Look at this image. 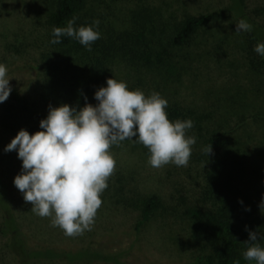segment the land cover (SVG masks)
I'll list each match as a JSON object with an SVG mask.
<instances>
[{
    "label": "rangeland",
    "instance_id": "1",
    "mask_svg": "<svg viewBox=\"0 0 264 264\" xmlns=\"http://www.w3.org/2000/svg\"><path fill=\"white\" fill-rule=\"evenodd\" d=\"M56 0H0V64L8 69L9 86L27 98L33 107H43L47 75L42 55L48 50L46 22ZM247 14L264 28V0H243ZM228 0H87L101 27L119 31L131 28L133 11L146 5L156 11L170 28L186 15H197L224 8ZM239 21L230 14L221 16L199 31L193 43L174 51L176 74L163 68L138 69L116 60L108 72L128 87L150 95L153 91L195 114L206 115L202 135L221 133L238 139L247 168V190L264 202V69L253 70L245 32H236ZM162 28V25H159ZM167 105V106H168ZM18 109L9 95L0 103V178L5 186L4 199L21 227L31 248L56 247L71 251L86 249L99 255L114 256L121 264H188L199 253L191 240L188 208L208 207L203 198L207 164L198 159L200 136H194L186 167L167 164L153 168L149 153L125 140L113 145L114 174L101 195L102 206L91 231L68 237L50 218L31 211L23 194L15 187L14 177L22 171L17 152L5 151L15 134L5 126L9 110ZM156 195L160 207L139 228L140 201ZM264 208V207H263ZM0 264H16L8 238L1 232ZM33 264H80L63 260L37 261ZM90 264H114L96 258Z\"/></svg>",
    "mask_w": 264,
    "mask_h": 264
},
{
    "label": "trees",
    "instance_id": "2",
    "mask_svg": "<svg viewBox=\"0 0 264 264\" xmlns=\"http://www.w3.org/2000/svg\"><path fill=\"white\" fill-rule=\"evenodd\" d=\"M226 14L238 21L244 19L252 26L251 32H245L250 50L249 64L253 70L264 69V56L254 51L258 43H264V28L247 14L243 0H228L224 8L186 15L171 28L156 11L143 5L133 11L131 28L117 31L112 26L101 27L99 24L94 27L101 38L91 45V51L68 36L60 37L59 44L50 42L55 39L53 27H66L73 17H76L74 27L92 26L96 20L87 0H56L46 22L48 50L43 53L42 62L48 79L44 85L43 107L41 110L33 107L27 98L11 90L10 95L18 109L9 110L5 126L15 135L21 129L33 134L42 130L39 123L47 117L49 106L67 104L77 110L85 102L95 106L98 103L94 98L95 92L107 86V79L118 80L107 70L116 60L138 69L163 68L167 74L175 75L174 51L189 46L199 31ZM159 25H162L161 29ZM128 88L137 89L135 86ZM166 112L171 121H193L194 126L187 132L200 136L202 149L198 159L207 164L203 198L209 203L208 207L195 206L186 210L191 222V240L199 247L197 257L188 264H236L237 261L239 264H256L244 259L243 253L249 246L244 241L248 240L249 232H257V241L249 243H258L264 248V208L259 195L248 193L247 168L238 139L221 133L202 135L206 115L195 114L175 104L168 105ZM131 140L133 147L149 153L137 138ZM208 145L212 151L206 155ZM257 177L264 179V171ZM4 194L5 186L0 178L1 232L7 235V246L16 264L53 260L90 264L96 258L121 264L114 256L99 255L86 249L31 248L8 203L3 201ZM139 205L141 212L136 228L150 218L161 201L156 195H151L142 199Z\"/></svg>",
    "mask_w": 264,
    "mask_h": 264
},
{
    "label": "clouds",
    "instance_id": "3",
    "mask_svg": "<svg viewBox=\"0 0 264 264\" xmlns=\"http://www.w3.org/2000/svg\"><path fill=\"white\" fill-rule=\"evenodd\" d=\"M75 20L70 19L66 27H53L55 39L50 42L59 44L60 37L68 36L91 51V45L101 38L94 30L99 21L74 27ZM251 30L244 19L236 24V32ZM254 51L264 56V43H258ZM7 73V67L0 64V103L11 92ZM106 85L95 92V106L87 102L78 110L67 104L49 106L47 117L39 123L41 131L29 134L21 129L5 147V151L15 150L22 161V171L13 183L24 201L32 205L31 211L50 218V226L60 228L68 237L92 230L103 203L101 195L115 172L116 161L110 151L113 145L137 138L149 151L150 166L161 168L170 163L186 167L196 142L194 136L187 135L193 121L169 120L168 102L159 93L146 96L114 78L107 79ZM205 151L206 155L211 153V146ZM257 238V232H249L243 256L264 264V248L249 243Z\"/></svg>",
    "mask_w": 264,
    "mask_h": 264
}]
</instances>
